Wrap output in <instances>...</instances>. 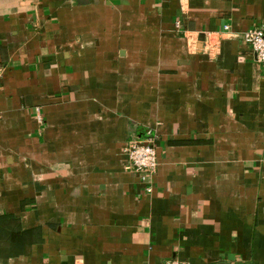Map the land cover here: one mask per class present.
Returning <instances> with one entry per match:
<instances>
[{"label":"crops","instance_id":"crops-1","mask_svg":"<svg viewBox=\"0 0 264 264\" xmlns=\"http://www.w3.org/2000/svg\"><path fill=\"white\" fill-rule=\"evenodd\" d=\"M263 21L264 0H0V264H264L241 39ZM148 133L150 194L122 152Z\"/></svg>","mask_w":264,"mask_h":264},{"label":"built area","instance_id":"built-area-1","mask_svg":"<svg viewBox=\"0 0 264 264\" xmlns=\"http://www.w3.org/2000/svg\"><path fill=\"white\" fill-rule=\"evenodd\" d=\"M176 26L179 27V23ZM224 30L227 31L228 27H224ZM241 39L244 44L250 47L255 62L264 65V21L244 32L241 35ZM207 46L208 49L213 48V44L211 43ZM37 119L41 121V116L38 115ZM122 152L127 161L126 170L134 173L138 177L139 182L144 186L145 192L150 194L153 190L152 179L158 167L156 138L148 133L143 141H128ZM164 264L186 263L172 259L166 261Z\"/></svg>","mask_w":264,"mask_h":264},{"label":"water","instance_id":"water-1","mask_svg":"<svg viewBox=\"0 0 264 264\" xmlns=\"http://www.w3.org/2000/svg\"><path fill=\"white\" fill-rule=\"evenodd\" d=\"M203 40H204V36H203V35H201V37H200V41H202V42H203Z\"/></svg>","mask_w":264,"mask_h":264}]
</instances>
